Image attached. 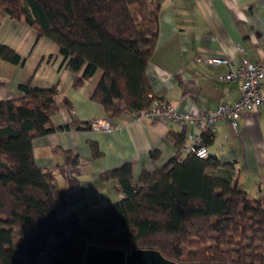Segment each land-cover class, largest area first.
<instances>
[{
	"label": "trees",
	"instance_id": "obj_1",
	"mask_svg": "<svg viewBox=\"0 0 264 264\" xmlns=\"http://www.w3.org/2000/svg\"><path fill=\"white\" fill-rule=\"evenodd\" d=\"M150 1L0 0V16L56 42L75 86L100 70L92 100L114 117L151 104L146 68L160 10ZM0 58L21 62L3 45ZM20 89L21 97L0 101V264H32L39 253L52 264H81L89 245L157 250L179 264H264V197L251 199L236 184L233 164L213 155L190 154L181 163L172 157L136 181L125 163L101 175L117 183L118 201L64 213L68 201L55 172L41 169L32 155L34 139L69 127L51 123L61 107L57 86ZM201 136L205 148L214 137L208 130ZM171 138L176 150L182 146L180 135ZM64 154L60 172L76 163Z\"/></svg>",
	"mask_w": 264,
	"mask_h": 264
},
{
	"label": "crops",
	"instance_id": "obj_2",
	"mask_svg": "<svg viewBox=\"0 0 264 264\" xmlns=\"http://www.w3.org/2000/svg\"><path fill=\"white\" fill-rule=\"evenodd\" d=\"M159 7L158 39L146 68L150 97L165 100L177 112L212 110L239 98L236 82L221 81L230 66L207 65L200 57H227L231 68L243 59L264 63V0H151ZM0 45L21 58L11 64L0 58V101L22 96L21 86H57L60 110L52 116L57 129L33 140L36 164L55 172V184L68 201L64 213H84L118 201L122 194L114 180L101 175L125 163L132 165L136 181L143 171L160 169L176 151L172 135L186 144L189 133L199 132L190 124L163 118L135 120L133 113L109 117L92 100L101 71L75 86V75L66 66L59 45L38 36L22 21L0 16ZM237 46L243 48L238 51ZM81 75V71L77 76ZM260 90L264 93V80ZM108 118L120 131L101 132L90 128L94 120ZM233 129L230 122H216L209 155L232 163L234 180L251 198L264 197V109L243 110ZM92 145L98 151L95 155ZM65 152L76 163H65Z\"/></svg>",
	"mask_w": 264,
	"mask_h": 264
},
{
	"label": "built area",
	"instance_id": "obj_3",
	"mask_svg": "<svg viewBox=\"0 0 264 264\" xmlns=\"http://www.w3.org/2000/svg\"><path fill=\"white\" fill-rule=\"evenodd\" d=\"M240 53L243 48L237 46ZM207 65H226L230 66L224 76H219L221 81L236 82L239 85V95L236 102L220 104L212 110H195L188 113H180L168 104L165 100L152 97L151 104L148 108L133 113L135 120L163 118L166 121L178 124H190L199 132L189 133L186 137V144L178 148L174 153V160L181 163L187 155H194L198 158H206L208 150L202 145L201 132L208 130L214 132L216 122L227 120L233 129L238 127V118L243 110L250 111L257 108L264 109V93L260 90L264 80V63H252L243 59L242 63L235 68H231L233 62L227 57L210 56L200 57L198 61ZM90 128L101 132L120 131V127L113 125L108 118L94 120L90 123ZM32 264H52L49 257L45 253H39Z\"/></svg>",
	"mask_w": 264,
	"mask_h": 264
},
{
	"label": "water",
	"instance_id": "obj_4",
	"mask_svg": "<svg viewBox=\"0 0 264 264\" xmlns=\"http://www.w3.org/2000/svg\"><path fill=\"white\" fill-rule=\"evenodd\" d=\"M81 264H179L164 258L157 250L132 249L125 251L89 245Z\"/></svg>",
	"mask_w": 264,
	"mask_h": 264
},
{
	"label": "rangeland",
	"instance_id": "obj_5",
	"mask_svg": "<svg viewBox=\"0 0 264 264\" xmlns=\"http://www.w3.org/2000/svg\"><path fill=\"white\" fill-rule=\"evenodd\" d=\"M132 12L134 13V15L136 14V9H135V7L132 8Z\"/></svg>",
	"mask_w": 264,
	"mask_h": 264
}]
</instances>
